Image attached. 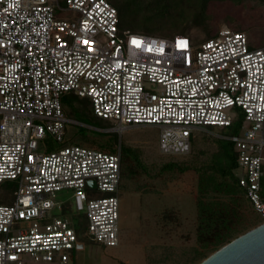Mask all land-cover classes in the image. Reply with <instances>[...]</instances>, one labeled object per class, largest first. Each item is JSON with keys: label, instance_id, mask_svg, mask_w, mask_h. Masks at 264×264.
<instances>
[{"label": "built area", "instance_id": "built-area-1", "mask_svg": "<svg viewBox=\"0 0 264 264\" xmlns=\"http://www.w3.org/2000/svg\"><path fill=\"white\" fill-rule=\"evenodd\" d=\"M70 93L116 130L160 128L166 156L189 154L198 129H227L241 114L243 135L223 139L235 146L239 186L264 217V48L229 27L198 45L188 34L124 30L107 0H0V189L16 186L13 201L0 204V264H67L82 245L74 216L91 242L118 245L121 152L44 144L64 142ZM63 190L73 205L55 202Z\"/></svg>", "mask_w": 264, "mask_h": 264}, {"label": "rangeland", "instance_id": "rangeland-1", "mask_svg": "<svg viewBox=\"0 0 264 264\" xmlns=\"http://www.w3.org/2000/svg\"><path fill=\"white\" fill-rule=\"evenodd\" d=\"M112 2L124 11V28L136 29L138 22L134 11L139 0ZM61 4L64 6L65 0H61ZM243 5L235 6L232 0H221L212 4L209 9V15L213 18L212 34L223 27H229L245 33L253 48H264V3L251 2ZM57 19L61 18L57 16ZM172 34L169 30L164 36L171 37ZM188 35L197 45L206 38L204 33L195 29L190 30ZM65 97L67 98L64 102ZM62 101L75 118L74 111L78 109V101L89 102L72 93L63 96ZM86 113V118L93 127L84 126L73 120L74 117H70L72 122L67 126L64 142L47 139L44 144L50 151H55L77 144L75 140L86 137L96 143L115 146V153L121 152L123 162L117 194L119 242L115 247H104L91 242L85 236L86 229L83 225L81 235L86 239L83 238L75 257L67 264H190L194 250L198 248L195 238L197 174L192 168L180 173L163 171L162 167L170 162L181 166L207 163L210 156L217 151V139H223L225 134L232 136L230 131L218 127L198 129L194 133L195 145L189 154L166 156L159 150L160 128L132 126L123 131L116 130L115 121L100 119L92 114L90 102ZM243 133L244 130H240L237 135ZM40 152H44L43 146L40 147ZM138 152L140 161L134 162ZM15 189L14 184L0 189V204H10ZM71 196L70 190H63L53 199L59 204L69 202L73 205ZM249 210L264 222V217L259 212L251 206ZM167 211L175 213V221L168 222L163 218ZM52 214L58 217L61 215L58 209H54Z\"/></svg>", "mask_w": 264, "mask_h": 264}, {"label": "trees", "instance_id": "trees-1", "mask_svg": "<svg viewBox=\"0 0 264 264\" xmlns=\"http://www.w3.org/2000/svg\"><path fill=\"white\" fill-rule=\"evenodd\" d=\"M107 1L117 9L120 27L124 30L148 35L154 33L156 36L166 37L164 33L169 30L172 31V36H174L188 34L190 30L195 29L205 34V40L212 38L219 31L212 34L211 24L213 18L209 15V9L212 4L221 0H139L134 11V16L138 22L134 30L124 28L122 23L123 9L115 6L112 0ZM232 2L235 6H244L243 4L251 2L263 4L264 0H232ZM63 101L62 106L66 116L68 118L74 117L65 108ZM88 110L89 102L78 101V109L74 111L76 118L72 119L84 126L93 127L86 118V111ZM92 114L94 115L93 111ZM241 125L242 116L239 114L233 125L227 129L231 135H237L241 130ZM225 136L227 135L225 134ZM75 142L77 144L72 145H79L109 154L116 152L115 146L96 143L86 137L75 140ZM194 145L195 134L192 139V146ZM216 148L217 151L210 156L209 161L205 164L197 165L195 163L191 166H181L178 163L170 162L162 167L163 171H178L180 173L192 168L197 174L195 238L198 248L194 250V256L190 260V264L200 263L234 238L263 223L255 213L249 210L251 204L235 177L237 152L234 144L225 139H217ZM139 161L140 153L138 152L134 162ZM261 197L264 202V176L261 182ZM163 218L168 222L176 220L174 212H168ZM81 219V216H74L73 222L76 232L83 242L85 236L81 235L83 226ZM75 253H73L72 258L75 257Z\"/></svg>", "mask_w": 264, "mask_h": 264}, {"label": "water", "instance_id": "water-1", "mask_svg": "<svg viewBox=\"0 0 264 264\" xmlns=\"http://www.w3.org/2000/svg\"><path fill=\"white\" fill-rule=\"evenodd\" d=\"M91 186H95L93 181ZM198 264H264V222L239 235Z\"/></svg>", "mask_w": 264, "mask_h": 264}, {"label": "snow or ice", "instance_id": "snow-or-ice-1", "mask_svg": "<svg viewBox=\"0 0 264 264\" xmlns=\"http://www.w3.org/2000/svg\"><path fill=\"white\" fill-rule=\"evenodd\" d=\"M139 43H140L139 41L133 40L134 45L139 46ZM179 44H180V46H183L185 44V42L181 41V42H179Z\"/></svg>", "mask_w": 264, "mask_h": 264}]
</instances>
